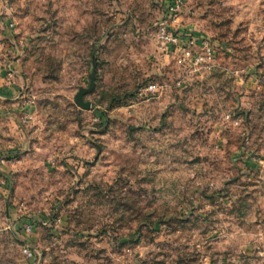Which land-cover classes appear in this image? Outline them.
Here are the masks:
<instances>
[{
    "label": "rangeland",
    "instance_id": "1",
    "mask_svg": "<svg viewBox=\"0 0 264 264\" xmlns=\"http://www.w3.org/2000/svg\"><path fill=\"white\" fill-rule=\"evenodd\" d=\"M166 1L0 0V264H264V0H184L197 73Z\"/></svg>",
    "mask_w": 264,
    "mask_h": 264
},
{
    "label": "built area",
    "instance_id": "2",
    "mask_svg": "<svg viewBox=\"0 0 264 264\" xmlns=\"http://www.w3.org/2000/svg\"><path fill=\"white\" fill-rule=\"evenodd\" d=\"M165 3L164 15L156 30L160 50L172 54L179 65L186 66L195 73L210 69L216 59V50L211 41L181 29L179 15L184 7V0H167ZM145 92L155 93L157 86L150 85ZM23 253L27 260L34 262L36 255L30 248H25Z\"/></svg>",
    "mask_w": 264,
    "mask_h": 264
},
{
    "label": "water",
    "instance_id": "3",
    "mask_svg": "<svg viewBox=\"0 0 264 264\" xmlns=\"http://www.w3.org/2000/svg\"><path fill=\"white\" fill-rule=\"evenodd\" d=\"M94 69H95V66H94ZM95 80H96L95 73H93L91 75V82H90L89 87L87 89L85 88L79 89V92L75 96V99H74L75 104L83 110L90 111L92 109L91 103L85 102L84 97L87 95H91L93 93V90L95 88Z\"/></svg>",
    "mask_w": 264,
    "mask_h": 264
},
{
    "label": "trees",
    "instance_id": "4",
    "mask_svg": "<svg viewBox=\"0 0 264 264\" xmlns=\"http://www.w3.org/2000/svg\"><path fill=\"white\" fill-rule=\"evenodd\" d=\"M193 34L196 35V36L199 37V38L204 37V36H202V35H200V34H195V33H193ZM32 228H34V227H32Z\"/></svg>",
    "mask_w": 264,
    "mask_h": 264
}]
</instances>
